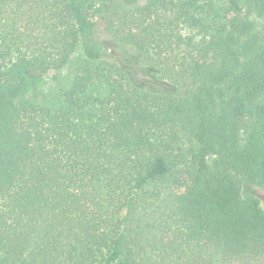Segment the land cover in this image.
Segmentation results:
<instances>
[{"label":"trees","instance_id":"16d2710c","mask_svg":"<svg viewBox=\"0 0 264 264\" xmlns=\"http://www.w3.org/2000/svg\"><path fill=\"white\" fill-rule=\"evenodd\" d=\"M264 0H0V264H264Z\"/></svg>","mask_w":264,"mask_h":264},{"label":"rangeland","instance_id":"374dc122","mask_svg":"<svg viewBox=\"0 0 264 264\" xmlns=\"http://www.w3.org/2000/svg\"><path fill=\"white\" fill-rule=\"evenodd\" d=\"M254 190V194L255 196L260 200L262 206L264 207V192L255 188Z\"/></svg>","mask_w":264,"mask_h":264}]
</instances>
